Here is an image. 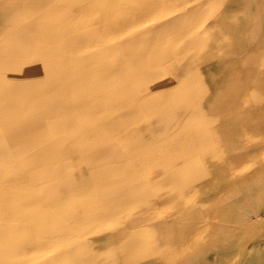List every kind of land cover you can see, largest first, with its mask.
<instances>
[{
    "label": "rangeland",
    "instance_id": "374dc122",
    "mask_svg": "<svg viewBox=\"0 0 264 264\" xmlns=\"http://www.w3.org/2000/svg\"><path fill=\"white\" fill-rule=\"evenodd\" d=\"M3 1L18 6L19 9L14 8L20 20L30 25L32 22L38 24L40 28L48 29L54 34V36L43 34L41 36L38 35L36 28L30 32L32 42L23 50L28 52L29 61H34V66L30 67V70L37 69L35 66L44 60L42 52L51 47L60 46L63 49L61 53L65 54L50 57L49 60L45 58L44 68L37 69L38 77L28 82L30 89L21 92L20 95L7 98L8 102L3 108V113L0 114V130L5 121L11 123L10 127L13 130L23 124H31L33 120L47 118L48 115L53 117L74 113L75 107L71 106V103L75 97L73 93H68L73 66H80L78 68L82 71L80 77L84 80L104 75L96 69L82 70L92 61L97 62L98 65L121 66L122 71L112 74L110 80L103 85L102 91L86 94L92 95L95 101L101 102L100 116H80L73 120V125L80 126L82 123L91 125L96 117L111 115L115 118L114 122L103 128L101 125L93 126L88 131L97 129L100 133L108 134L110 141L116 147L110 149V156L117 157L116 150H118L122 153V158L126 157L125 159L135 166H129L132 170H125L127 172H124L123 166H92L94 164L89 162L82 166L81 161L76 164L77 156L73 155L68 158L72 160V166L68 164L65 166L63 162L67 157H62L52 164L19 167L11 179H4L6 181L4 183L14 186L15 191L44 198L43 205L47 215L50 209L46 221L52 222L54 227L53 229L48 227L47 235H41L47 244L46 248L36 251L34 236H21L27 254L2 250L0 260L7 263L24 261L30 264H100L102 257H110L112 251L118 249L117 239L122 237L126 228L140 224L155 226V221L163 207H172L176 204L174 202L176 199L185 197L192 199L196 196L207 177L201 166L206 158L212 156L218 131L237 111L250 107L256 101L254 100L256 94L246 90L245 84L252 78L250 68L254 63L256 66L264 67V58H252L250 55L246 56L244 52L246 46H250L254 41L264 44V0H137L135 9L126 12L128 15L126 19L120 7L111 6L107 10L100 11L94 5V9L90 10L84 1H80V6L85 10L79 23H76V30H91L96 25L95 20H99L101 16L103 20L104 16L109 15L129 25L119 29L118 32H112L110 29L108 33L101 34L92 42H87L78 49V56L73 60L75 62L68 57L74 55L70 50L71 42L68 41L72 37L69 32L73 28L68 27L70 21L64 14L72 18V14L75 13L69 6V9L64 6L66 11L63 9L58 11L61 5L53 1L40 4L42 0H0ZM137 17L141 19L134 21ZM162 22L170 23L172 29L176 28L173 32L169 27L168 30L170 33L172 31V35L168 31L170 35L166 36L167 34L157 29ZM155 27L156 31H154ZM178 31L179 35L176 33ZM154 48L165 50L168 52L167 56L153 57L155 52L151 54L150 52ZM262 49L264 50V45ZM178 55L179 57L176 58ZM25 59L28 60V57ZM49 68L52 70L49 71ZM235 80L238 82V89L230 90V81ZM260 80L258 77V82H261ZM171 84L177 88L166 93L167 100H173L174 95L182 97L193 95L194 101L198 97V106L200 105L198 126L201 130L204 129L200 132L197 150L195 148L177 150L169 141L171 137L177 135V132L163 136L156 130L165 126L164 121L157 122L155 118L164 107L143 106L135 109L132 105L131 94L140 93L139 88L147 91V95L158 97V93L163 91L162 87ZM58 85L61 87L57 88ZM52 91L57 94H51ZM119 92L126 95L121 97ZM146 96H138V98L142 100ZM221 96L222 98L225 96V100L212 102L211 99H219ZM27 100L30 103L26 104ZM103 101L114 105L108 107L107 102L105 104ZM171 105L168 106L174 108L168 109L169 107L166 106L164 109L169 110L170 112H167L171 114L176 113L177 106ZM115 106L130 110L125 113L124 122H122L123 117L118 119L112 115ZM212 112H215V115L211 116ZM195 116V113H189L184 119L187 122ZM173 125L169 124L170 127ZM116 126H120L117 131ZM168 131H171L170 128ZM134 134L141 140L152 143L153 149L155 145H161L160 150L151 151L152 162L163 155L161 156L163 164H160L159 159V163L155 162L156 160L150 163L147 146L142 148L145 151L142 155L130 150V144L134 139L136 140L131 138ZM130 138L131 140H128ZM168 145L169 148L166 149ZM30 150L25 149L28 152ZM61 166L63 169L60 168ZM65 172L75 177L74 184L68 185L69 182L64 180ZM109 172L115 173L114 176ZM51 174L53 180L49 177ZM134 174L139 177H135ZM106 176L109 178L106 179ZM181 179L184 182L183 188L180 184L173 185L175 180L180 183ZM103 181L105 182L102 183ZM59 185H63V188L60 189ZM64 186L69 187V190ZM73 190L75 195L72 194ZM41 191L44 195L39 194ZM79 246L80 249L77 251ZM80 250L83 251L80 253Z\"/></svg>",
    "mask_w": 264,
    "mask_h": 264
},
{
    "label": "crops",
    "instance_id": "0c3cea01",
    "mask_svg": "<svg viewBox=\"0 0 264 264\" xmlns=\"http://www.w3.org/2000/svg\"><path fill=\"white\" fill-rule=\"evenodd\" d=\"M13 7L18 8L9 1L0 2V58L20 59L17 67L21 65L19 68H30L34 66V61H29L28 52H21L18 48L17 51L14 48L18 45L19 39H13L17 40V45L14 46L12 43L10 45L12 40L8 42L10 38L6 35L7 28L12 27L14 20H7L5 13ZM16 21L18 24L23 23L22 19ZM263 45L262 42L254 41L250 46H246L244 54L252 58H264ZM25 57H28V60L24 59ZM250 71L252 78L245 84V89L256 94L254 97L256 101L250 107L237 111L218 131L212 156L206 158L201 166L207 177L196 196L192 199L189 197L176 199L174 200L176 204L172 207H163L155 221V226L140 224L126 228L122 237L117 239L118 249L112 251L110 257H102L100 264H264V67L256 66L254 63ZM258 77L261 82H258ZM230 82V90H237V80ZM6 87V80L2 85L0 82V92L7 93ZM28 89L30 88H20L15 92L10 89L12 92L10 96L21 94ZM175 97L174 95V99ZM191 100L192 98L188 95L182 97L184 103ZM176 101L179 102L178 99ZM216 101L220 100H213V102ZM7 102V99L5 101L0 99V108ZM235 103L237 104V101ZM112 112H114L112 115L118 119L123 117L122 122H124L125 114L116 113L114 110ZM189 113H195L196 116L186 122L184 118ZM212 114L215 115V112ZM158 115L156 114L155 118H158ZM107 116L111 117V115ZM98 118L96 117L95 120ZM182 118L184 123L182 127H185L182 132L176 131L178 120L171 118L161 120L164 121V128H166L161 134L168 136L171 132H177V135L169 140L175 149L183 151L195 148L197 150L199 139L195 138V130L199 128L200 111L195 108L193 111L185 112ZM107 119L115 120L113 117ZM171 120L174 121L171 122ZM71 123L73 124V120ZM169 124L174 125L170 127ZM86 125L91 128L101 125L103 128L108 125V122L94 121L93 124ZM169 128L171 131H168ZM119 129L120 126L116 131ZM93 132V135L106 137L110 141L108 134L100 133L97 129H93ZM76 135V138L80 137L79 132ZM155 147L157 148L153 149L152 143L150 144V163L153 160L152 150L154 152L160 150L161 145H155ZM165 148L168 149L169 145ZM130 149H134L133 144H130ZM77 153L73 154L77 156L76 162L80 158V154ZM130 164L135 166L134 163ZM255 172L258 174L255 175ZM172 183H174L173 180ZM179 184L183 188V179L180 183L175 180L173 185L179 186ZM42 205V201L34 204L38 206L37 209ZM34 206H24V208L34 210L36 209ZM33 230L34 233H32ZM28 235L34 236L37 244V236L42 239L41 235L47 234L40 232V227H32L30 232L21 233L22 237ZM7 244L6 241H0V251L7 250L5 249ZM7 251L27 254L26 248L23 251ZM145 252L147 254H144ZM24 263L30 264L24 261L7 263L0 260V264Z\"/></svg>",
    "mask_w": 264,
    "mask_h": 264
},
{
    "label": "bare ground",
    "instance_id": "6f19581e",
    "mask_svg": "<svg viewBox=\"0 0 264 264\" xmlns=\"http://www.w3.org/2000/svg\"><path fill=\"white\" fill-rule=\"evenodd\" d=\"M52 1L54 3H57L58 5H61V7H58V9H57L58 11L61 9L66 11L65 10L66 8L67 9L70 8V10L75 12L72 14V18L68 14H64V16L66 18H68L70 21V25L68 27L73 28V30L69 32L70 36H72V37L69 38V40H68L71 42V49L70 50H72V52L74 53V55L68 56L69 58L72 59V61L75 60L76 57L78 56V54H77L78 49L80 47H82L83 45H85L87 42H89V41L92 42L93 39H96V37L100 36L101 34L108 33V31L110 29L112 32H118L119 29L123 28L124 26L129 25V24L125 25L120 20H118L119 18L116 19L114 16H113L114 17L113 18L109 15L108 17L104 16L103 20H101L102 16L99 18V20H95L96 25L91 30H86V29L76 30V23H79V19L81 18V16L84 13V10H85L84 7L80 6V1H84V3L89 6L90 10L94 9V5H96L97 9L100 11L107 10L111 6L114 8L120 7V9L122 11H124L123 12L124 13V19H126L128 17V15H126V12L129 13L130 11H133L135 9L137 3H138L137 0H42L39 3L44 4V2L49 3ZM63 4H66V5H63ZM64 6L66 8H64ZM68 6H69V8H68ZM148 11H150V9ZM5 14H7V16L4 15L7 18V20L8 19H11L12 21L14 20L12 22L13 25L11 23H9L12 25V27L7 28L6 35L10 38V40H8V42H10L12 40L10 42V45H11V43L14 46L17 45L16 44L17 40L14 41L13 39L14 38L19 39L18 45L16 47H14L15 50H17V48H18L22 52L26 48V46H28L30 44V42H32V38H31L32 36H31L30 32L34 28H36L38 30V35L42 36V34H43V35H47V36H54L53 32H51L48 29L45 30V28L42 29V28H40V26L38 24H34L33 22L30 25V24H28V22L23 20V23L20 22L18 24V21H16V20H18L19 17H17V14L15 12L14 7L12 10L11 9L7 10ZM41 16H43V15L41 14ZM140 19H141L140 17H137V18H134V21H137ZM170 25L171 24L168 22H162L161 24L158 25L157 29L159 31H162L163 33L167 34L166 36H168V34L170 33V30L172 29ZM169 27H170V30H168ZM174 29H176V28H174ZM174 29H172V31ZM147 31H149V30H147ZM154 31H156V27L154 28ZM168 31H169V33H168ZM172 31H171V33H172ZM179 31L176 32L178 35H179ZM8 37H6V38H8ZM150 46H148V47H150ZM62 50L63 49L60 46L51 47L50 49L42 52V58L44 60H45V58H48L47 60H49L50 57H56L57 55L65 54L64 52L61 53ZM152 52H155L153 54V57H156V58L164 57V56H167V54H168V52H165V50H161L160 48H154L153 51L150 52V54ZM174 52H176V51H174ZM14 54H16V53H14ZM180 55H181V53H180ZM4 57H5V55H4ZM17 57L19 58V55H17ZM178 57H179V55L176 58H178ZM52 59H54V58H52ZM44 60L41 61V63H38L37 66H35V67L39 70L41 68H44ZM18 61H20V59H16L13 57L10 59L0 58V78H1L0 82H1V85L5 80L7 81V87L5 88L7 90V93L0 92V99H2V101H5L7 99L6 97H9L12 94L10 89L13 92H15V91L19 90L20 88H28V86L30 85V83H28V82L30 80H32L34 77H38V76H36L37 69L30 70L29 68H19L21 65L17 67V65L19 64ZM73 62H75V61H73ZM22 67H25V66L22 65ZM79 67H75V66L72 67L71 72H70L71 83H70L69 89H68V93H70V94L73 93L72 95L75 97L73 99V103H71V106L73 105V107H75L74 113L73 112H72V114L68 113L67 115H63V116L54 115L53 117H50L48 115L47 118L37 119L35 121L33 120L31 122V124H26V125L23 124V126H21L20 128L14 127L15 129H13V130L11 129L12 127H10L11 123L9 121H5L3 123V126L1 127L2 130L0 131V207H1L0 208V241L8 242V244L5 245V249H7V250L23 251L24 247L21 244V239H22L21 233H28V231L30 232L32 227H40V232H42V233H47L48 229H49L48 227H50L51 229H53V227H54L52 222L49 223L48 221H46V218L50 213V209H49V211H48L49 213L47 215L45 205H42V207H40L39 209L36 208L34 210L30 209V208H27V209L24 208V206H34L35 203L40 202V201H42V204H43L44 198L42 199L41 197L39 198L37 196L26 195L23 192L15 191L13 189L14 186H10V185H7L6 183H4V182H6V181H4V179H11V176H13L14 174L17 173V170L19 169V167L35 165V164L36 165L37 164H39V165H41V164L42 165L52 164V163L56 162L55 160H58L62 157L68 158V156L73 155L74 153L78 152L77 154H80V158L77 159L76 164H79L81 161L82 166H83V164H85V163L88 164V162H89L90 164H94L92 166H120V167L123 166L122 168H123L124 172H127V171H125L127 169L132 170V168L129 167L132 165L128 162L127 159H125L126 157L122 158V153L120 151L116 150L117 151L116 152L117 157L119 156V158H117L116 156L115 157L110 156V149L116 148V147L114 146V144L112 142L108 141L106 137L97 136L96 134L93 135V133H94L93 130L88 131L91 127L87 126L85 123H82L80 126H74L71 123V121L74 120L75 117L78 118L80 116L98 115L99 114V110H100L99 106L101 105V102L95 101L93 99L92 95H90V94L86 95V94L96 92V91H102L103 85H105V83L110 80L112 74H114L117 71H119V72L122 71L123 68L121 66L115 67L114 65L113 66H111V65H98L97 62L92 61V62L88 63L85 67H83L82 70L96 69L98 71H101L104 75L99 76V78L94 77L91 80H84V78L80 77L82 71H81V69L80 70L78 69ZM48 70L50 71L52 69L49 68ZM77 78H78V81H77ZM155 86H157V84H155ZM174 86L175 85L171 84L170 86L162 87L163 91L161 93H158L159 94L158 97H156L157 95H149V94L147 95V93H146L147 91H144L143 88H141V89L139 88L140 93L136 92V93L131 94V97H133L132 105H134L135 109H140L143 106H151V107H158V108H160V107L165 108L167 106V107H169L168 109H171L174 107L170 108V106H168L169 104H172L171 106H173V105H175V107L177 106V109H175L176 113L175 112L173 113L174 115L170 114L169 110H165L164 108H163L164 110L161 109L162 111L158 112L159 115H158L157 119H158V122H160L161 120L165 121V119L170 120L171 118H175L176 120H178V123H179L177 126L178 130L176 129V131L182 132L185 129V127H182V126H184V123L182 121L183 120V118H182L183 114L185 112L193 111V110H195V108H200L199 107L200 105L198 106V103H199V102H197L198 97H196V100L194 101L193 95L192 96L189 95V97L192 98V100L185 102V103L182 101L181 95H175L176 96L175 99H178L179 102H177L175 99L167 100L166 93H169L171 90L177 88L176 86L175 87ZM59 87H61V85L57 86V88H59ZM66 87H67V84H66ZM50 90H46V91L48 92ZM55 90L58 93L56 88H55ZM55 90H54V92H55ZM141 91H143V93H141ZM255 92H256V89H255ZM57 93H53V91H52L51 94H57ZM18 95H20V94H18ZM84 95H86V97H82ZM119 95L122 97L126 94H122L121 92H119ZM104 96L105 95H103V98H104ZM138 96H146V97L144 99L140 100L138 98ZM202 98H204V97H202ZM20 100H22V99H20ZM211 100H212V102H213V100H225V96H223V98L221 97L219 99L216 98V99H211ZM226 101L228 102V99ZM23 102H25V99ZM27 102H28V100L26 101V104L30 103V102H28V103ZM106 102H104V103L106 104ZM15 103H16V101H15ZM17 104H18V102H17ZM113 105L114 104L107 102L108 107H111ZM15 107H17V106H15ZM115 107L116 108L112 109V110H114L116 113L125 114L126 112L130 111L128 109L121 108L118 106H115ZM3 108L4 107L0 108V113H3ZM10 108H12V107H10ZM157 111H158V109H157ZM167 111H169V112H167ZM13 115H14V113H13ZM211 116H213V114ZM42 117H44V116H42ZM107 118H111V117L104 116L103 118H98V120H95V122L96 123L108 122V125L111 124L112 122H114V121H109ZM201 120H202V118H201ZM26 122L27 121H25V123ZM180 126H181V128H179ZM118 127L119 126H116V129H118ZM201 128H202V126H201ZM164 129H166V128H163V129L157 128V131L162 132V131H164ZM202 130L200 129V127L195 130V138H199L200 132H202ZM78 132L80 133V137L76 138V136H77L76 134H78ZM131 138H133V139L136 138V140L134 139V141L132 143H131V141H129L131 144H133L134 149L132 152H138L140 155H142L145 153V151L142 149L144 146H147L148 149L150 148L151 143L147 142V141H143V139L141 140L140 137H136V134H134ZM131 138L128 140H131ZM26 148H28V151H29V149H31L30 152L25 151ZM154 148L156 149L157 147H154ZM263 150H264V148H263ZM255 151L256 150H254V152ZM24 153H27V154L24 155V157H22V156L20 157V155H22ZM255 153H252V154H255ZM161 156H163V155H161ZM161 156H158V157H160V159L158 158L159 160H161ZM158 159L156 158V159H154V161L156 160L155 162L159 163L160 161H158ZM14 160H16V162H14ZM70 160L71 159H67L64 162L62 160V162L66 164V165L65 164H63V165L67 166V164H68L69 166H72V164H70L72 162V160L71 161ZM138 161H140V160L138 159ZM154 161L152 163H154ZM162 162L163 161L161 160L160 164ZM164 162H165V160H164ZM59 163H61V161ZM13 165H16V166H13ZM18 165H20V166H18ZM60 168H62V166ZM51 169H52V167H51ZM35 171L37 172V170H35ZM64 171H62V172H64ZM65 173H66V176H64L65 177L64 180L66 182H69L68 185H70V183L72 184L74 182L75 177L73 178V176H71L67 172H65ZM256 173L257 172H255V175H256ZM63 174H62V176H63ZM109 174H111V176H114L115 173L113 174V173L109 172ZM51 176H52V174L49 177H51ZM53 176H54V173H53ZM137 176L139 177V175H137ZM137 176L135 175V177H137ZM107 177L109 178V176H106L105 178L107 179ZM129 177H130V175H129ZM131 177H132V175H131ZM252 177H253V175H252ZM54 178H56V177H54ZM122 178H124V177H122ZM122 178H120V179L123 180ZM132 178H134V177H132ZM47 179H46V181H47ZM51 179H52V177H51ZM62 179H63V177H62ZM98 179H100V178L98 177ZM253 179H254V177H253ZM76 182H78V181H76ZM104 182L105 181H103L102 183H104ZM96 184H98V183H96ZM36 186H38V185L36 184ZM113 186H115V185H113ZM60 187H61L60 189H62L63 185ZM100 187H101V185H100ZM108 187H106V188H108ZM64 188L68 189L69 187L66 188L64 186ZM94 188H96V187H94ZM101 189H103V188H101ZM53 190H55V189L53 188ZM96 190L97 189H95V191ZM70 191H68V192H70ZM42 193H43V191H41L39 194H42ZM59 193H61V192H59ZM74 193L75 192L73 190L72 194H74ZM45 194H46V192H45ZM43 195H44V193H43ZM81 223H82V221H81ZM79 225H80V223H79ZM64 226H66V225H64ZM130 239H132V238H130ZM37 240H38V243H37V246L35 247L36 251L41 250L43 248H46L47 244H46L44 238L40 239L39 236H37ZM132 241H130V242H132ZM74 248L75 247H73V250H74ZM78 249H80V246L77 248V251H78ZM81 251H83V250H80V253H81ZM144 254H147V252H145ZM80 255H82V254H80ZM24 264H26V263H24Z\"/></svg>",
    "mask_w": 264,
    "mask_h": 264
}]
</instances>
